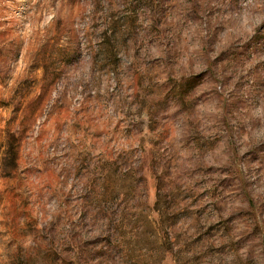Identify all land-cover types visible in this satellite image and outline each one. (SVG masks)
I'll use <instances>...</instances> for the list:
<instances>
[{
  "label": "rangeland",
  "instance_id": "374dc122",
  "mask_svg": "<svg viewBox=\"0 0 264 264\" xmlns=\"http://www.w3.org/2000/svg\"><path fill=\"white\" fill-rule=\"evenodd\" d=\"M0 264H264V0H0Z\"/></svg>",
  "mask_w": 264,
  "mask_h": 264
}]
</instances>
